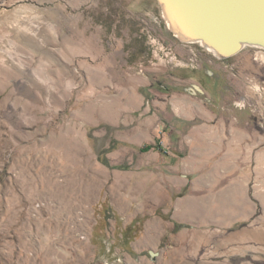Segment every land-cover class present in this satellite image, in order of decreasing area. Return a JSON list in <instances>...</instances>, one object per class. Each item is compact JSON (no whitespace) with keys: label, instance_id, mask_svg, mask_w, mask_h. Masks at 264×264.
Segmentation results:
<instances>
[{"label":"rangeland","instance_id":"374dc122","mask_svg":"<svg viewBox=\"0 0 264 264\" xmlns=\"http://www.w3.org/2000/svg\"><path fill=\"white\" fill-rule=\"evenodd\" d=\"M150 1L0 0V264H264V54L193 118L213 55Z\"/></svg>","mask_w":264,"mask_h":264},{"label":"water","instance_id":"95a60500","mask_svg":"<svg viewBox=\"0 0 264 264\" xmlns=\"http://www.w3.org/2000/svg\"><path fill=\"white\" fill-rule=\"evenodd\" d=\"M168 29L218 58L264 49V0H156ZM195 88L200 89L198 85Z\"/></svg>","mask_w":264,"mask_h":264},{"label":"crops","instance_id":"0c3cea01","mask_svg":"<svg viewBox=\"0 0 264 264\" xmlns=\"http://www.w3.org/2000/svg\"><path fill=\"white\" fill-rule=\"evenodd\" d=\"M145 6L147 7L148 10L150 9L152 11L156 10V5L150 0H147V2L145 3ZM83 37L85 38V36ZM115 39L117 40L119 39V37L118 38L115 37ZM117 42L120 48L119 50H123L120 46L121 44H123L124 40H122V42L121 40H118ZM133 44H137L136 41L135 43L133 42ZM131 49H132V45H131ZM124 50H125V47H124ZM206 58L207 59L202 64L204 68L203 70H200V71H203L207 74L206 79L212 78V80H209V81L205 80L206 82H204V80L200 79L201 81L197 82V85L199 86L200 89H197L195 87L191 90L187 89L189 90L188 92L191 95L190 96L191 98L195 99V96H198L197 99L192 101L193 111H194V114L192 115V117L194 118L196 116V117L204 118L206 119L207 123H210L211 120H212V123L214 122L217 123L218 121L216 120L218 118L219 119L218 125L226 127V121H227L226 116L227 115H226L225 110H230L232 115H234V117L235 116L237 117L238 115L237 112L241 110L236 107L229 108L227 106L229 105L228 101H230L231 96L235 93L233 90H231L232 78L229 77V75L231 74L224 68L225 66L222 61L217 60L213 62L209 60L208 55ZM194 85L195 84H193V86ZM181 98H182L181 101H189L188 97L178 96L177 102H179ZM235 101H238V100L235 99L234 102ZM216 102L218 103V105L221 103L222 105L221 108L222 107L223 108L218 109L217 105H215ZM209 103L210 105H208ZM211 104L213 106H211ZM219 138L220 137L218 136L213 137L214 140H217ZM216 148L218 149L217 145L213 147V149H216Z\"/></svg>","mask_w":264,"mask_h":264},{"label":"built area","instance_id":"2783aa9c","mask_svg":"<svg viewBox=\"0 0 264 264\" xmlns=\"http://www.w3.org/2000/svg\"><path fill=\"white\" fill-rule=\"evenodd\" d=\"M159 20H160V16H156L155 17V21L156 22H158L159 23ZM142 31H143V33L144 34H147L154 42H155V44L156 43H160L161 42V39H160V37H158L157 35H155L154 34V32H155V30H154V28H152V27H149V26H147V25H145L143 28H142ZM188 44H190V43H188ZM189 46H191V45H189ZM248 47H252V48H255V50H256V54H258V53H260V54H264V49L263 48H261V47H253V46H248ZM157 48V47H156ZM193 50H195L194 48L192 49V51ZM201 50H203V51H206L205 49H203V48H201ZM198 51L199 50H195V51H193V53H194V55L196 56V59L198 60L197 61V65H199V64H201V61H202V59L200 58V56L201 55H199L200 53H198ZM200 52V51H199ZM208 52V51H207ZM209 53V52H208ZM212 55H213V53H212ZM176 56V55H175ZM212 58H217V59H219L220 61H222L223 63L225 62V59L226 58H218V57H216L215 55H213V57ZM229 58V57H228ZM235 67L233 66V68L232 69H234ZM233 71H235L234 73V75H238V73L236 72V69H234ZM237 102V101H236ZM235 102V103H236Z\"/></svg>","mask_w":264,"mask_h":264},{"label":"trees","instance_id":"16d2710c","mask_svg":"<svg viewBox=\"0 0 264 264\" xmlns=\"http://www.w3.org/2000/svg\"><path fill=\"white\" fill-rule=\"evenodd\" d=\"M152 148H156V149L162 150V151L165 150L160 143L155 145L154 147H153V145H144L143 147H141V150L142 151H147V150L152 149Z\"/></svg>","mask_w":264,"mask_h":264},{"label":"flooded vegetation","instance_id":"af4514ba","mask_svg":"<svg viewBox=\"0 0 264 264\" xmlns=\"http://www.w3.org/2000/svg\"><path fill=\"white\" fill-rule=\"evenodd\" d=\"M212 59H214V60H212ZM209 60H211V61H213V62H214V61H217V60H219V59L210 57V58H209ZM202 61L204 62V61H205V59H204V60H202ZM219 61H220V60H219Z\"/></svg>","mask_w":264,"mask_h":264},{"label":"bare ground","instance_id":"6f19581e","mask_svg":"<svg viewBox=\"0 0 264 264\" xmlns=\"http://www.w3.org/2000/svg\"><path fill=\"white\" fill-rule=\"evenodd\" d=\"M264 57V56H263Z\"/></svg>","mask_w":264,"mask_h":264}]
</instances>
